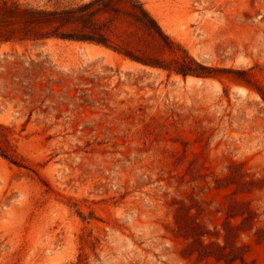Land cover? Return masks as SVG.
Segmentation results:
<instances>
[{"label": "rangeland", "instance_id": "374dc122", "mask_svg": "<svg viewBox=\"0 0 264 264\" xmlns=\"http://www.w3.org/2000/svg\"><path fill=\"white\" fill-rule=\"evenodd\" d=\"M89 1L0 0V125L17 164L0 157V264H264V0H139L227 71L215 78L2 23L13 4ZM112 25L139 60L172 61Z\"/></svg>", "mask_w": 264, "mask_h": 264}, {"label": "trees", "instance_id": "16d2710c", "mask_svg": "<svg viewBox=\"0 0 264 264\" xmlns=\"http://www.w3.org/2000/svg\"><path fill=\"white\" fill-rule=\"evenodd\" d=\"M10 15L3 20L5 28L18 25V30L28 31L32 26L56 25L48 32L34 36L25 35L22 40L58 39L62 41L86 42L102 46L121 57L143 66L158 69L181 77L215 78L227 71L212 68L196 61L178 43L170 39L161 29L157 21L149 14L139 0H90L77 6L47 11L13 4L7 9ZM114 21L127 22L137 26L158 46L173 56L172 61L157 59L139 60L122 47V41L116 34ZM31 31V30H29ZM24 32V33H29ZM245 83H248V80ZM264 103V89L256 88ZM0 157L13 165H17L10 155L6 154V145L12 135L7 127L1 126ZM6 144V145H5Z\"/></svg>", "mask_w": 264, "mask_h": 264}]
</instances>
